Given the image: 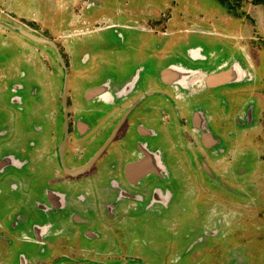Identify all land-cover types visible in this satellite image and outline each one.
<instances>
[{"label":"flooded vegetation","instance_id":"flooded-vegetation-1","mask_svg":"<svg viewBox=\"0 0 264 264\" xmlns=\"http://www.w3.org/2000/svg\"><path fill=\"white\" fill-rule=\"evenodd\" d=\"M138 24H123L127 34L117 30L115 43L103 42L101 52L85 51L79 61L78 47L86 46L73 39L85 31L74 28L69 42L50 40L66 71L56 50L45 45L58 67L43 71L42 79L22 67L3 90L9 99L0 106V175L24 172L29 197L9 227L27 231L11 240L9 228L0 225V242L17 264H200L201 252L192 253L193 247H176L171 240L168 247H156L149 223L168 220L172 209L183 208L184 197L206 199L208 190L213 198L214 190L224 188L237 205L250 200L245 152L225 145L239 135L216 132L203 102L214 107L218 95L211 91L244 84L252 74L202 46L185 50L184 62L167 63V30L155 32L156 24L144 17ZM236 63L246 73L241 81L207 87L209 75ZM261 113L262 108L256 119L246 104L221 120L250 130L264 123ZM8 117L22 122L23 136ZM256 153L259 167L264 152ZM182 174L208 176L210 186H183ZM227 176L239 180L218 186ZM24 246L34 247V256Z\"/></svg>","mask_w":264,"mask_h":264},{"label":"rangeland","instance_id":"rangeland-1","mask_svg":"<svg viewBox=\"0 0 264 264\" xmlns=\"http://www.w3.org/2000/svg\"><path fill=\"white\" fill-rule=\"evenodd\" d=\"M243 11L246 15L242 18L231 16L217 0H0V106L7 105L9 93L3 90L9 81H16L22 67L28 68L29 76L42 79L43 71L56 65L48 46L25 38L19 29L48 40L67 39L74 28L84 30L85 35L73 39L81 38L86 46V49L78 47L79 61L85 51L92 55L99 44L115 43L117 30L127 34L123 24L137 26L144 17L156 24L155 32L165 28L169 34L168 49L172 57L167 63L184 62V51L197 46H202L206 54L218 53L220 59L237 60L250 71L252 79L211 91L218 95L216 105L213 107L205 100L203 107L213 115L216 132L234 131L239 135L225 145L245 152L243 159L250 172L244 176V182L251 187L250 200L244 205L231 203L224 188L214 190L213 198L208 190L207 198L204 196L198 202L184 197L183 208L172 209L171 217L164 222L149 223V231L160 249L168 247L171 240L176 247L189 246L193 247L192 253L201 252L200 264H264V159L258 158L259 167L254 163L257 148L264 152V140H260L264 136L263 119L262 124L250 130H243L237 123L225 125L221 120L223 113L235 116L246 104L254 109L256 119L260 118V109H264V9L246 4ZM85 21L87 25H83ZM178 44L181 50L176 49ZM51 82L58 85L60 80L51 79ZM261 116L264 118V114ZM8 119L10 127L18 128L17 132L23 136L22 122ZM257 169L261 170L260 176H256ZM10 173L5 178L0 175V225L6 229L11 220L25 211L29 198L23 186L27 180L24 172ZM181 177L183 186H210L208 176L206 180L203 175L182 174ZM237 180L232 176L221 177L218 186H230ZM13 181L20 186L14 189L10 185ZM213 230L217 233L212 234ZM9 231L6 235H11L12 240V235H20L27 227L15 232L9 228ZM7 247L0 242V261L17 264V258L6 253ZM23 251L30 256L35 254L34 247L24 246Z\"/></svg>","mask_w":264,"mask_h":264},{"label":"water","instance_id":"water-1","mask_svg":"<svg viewBox=\"0 0 264 264\" xmlns=\"http://www.w3.org/2000/svg\"><path fill=\"white\" fill-rule=\"evenodd\" d=\"M17 31L22 36L31 40L32 42H35V43L41 44V45H48V46L54 48L56 50L57 54L59 55L60 59H61L63 70H65V64H64L62 57H61V54L58 51V48L54 44V42L47 40L45 38H42V37H38V36L28 32V31H25V30L19 29ZM167 72H170V71H167ZM245 76H246V73L241 69L240 65L236 63L227 70L221 71V72L216 73V74L209 75L206 79V85H207V87L214 88V87H218V86L229 84V83H236V82L241 81ZM65 83H66V81H65ZM77 172H75V173H77ZM81 172H83V171H79V173H81Z\"/></svg>","mask_w":264,"mask_h":264},{"label":"trees","instance_id":"trees-1","mask_svg":"<svg viewBox=\"0 0 264 264\" xmlns=\"http://www.w3.org/2000/svg\"><path fill=\"white\" fill-rule=\"evenodd\" d=\"M222 4L228 14L236 18H242L246 14L243 11V8L246 4H251L253 6H261L264 9V0H217Z\"/></svg>","mask_w":264,"mask_h":264}]
</instances>
